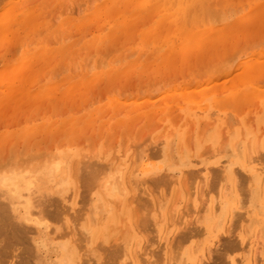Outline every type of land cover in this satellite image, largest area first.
I'll list each match as a JSON object with an SVG mask.
<instances>
[{
  "label": "rangeland",
  "instance_id": "1",
  "mask_svg": "<svg viewBox=\"0 0 264 264\" xmlns=\"http://www.w3.org/2000/svg\"><path fill=\"white\" fill-rule=\"evenodd\" d=\"M262 60L264 0H0L1 171L62 160L37 263L264 264Z\"/></svg>",
  "mask_w": 264,
  "mask_h": 264
},
{
  "label": "bare ground",
  "instance_id": "2",
  "mask_svg": "<svg viewBox=\"0 0 264 264\" xmlns=\"http://www.w3.org/2000/svg\"><path fill=\"white\" fill-rule=\"evenodd\" d=\"M185 3V2H184ZM175 4V3H174ZM81 5V4H80ZM195 7V6H194ZM189 8V7H188ZM187 8V9H188ZM211 8V7H210ZM79 10V9H78ZM208 10V9H207ZM212 11V10H211ZM4 12V11H3ZM214 12V11H213ZM209 14V12H208ZM213 14V13H212ZM210 13V15H212ZM210 17V16H209ZM212 17H214L212 15ZM208 18V17H207ZM211 18V17H210ZM209 18V20H210ZM217 20V19H216ZM215 20V21H216ZM17 21V20H16ZM54 21V20H53ZM214 21V20H213ZM14 22V21H13ZM19 22V20H18ZM212 22V21H211ZM21 23V21H20ZM215 23V22H214ZM16 26V25H15ZM17 27V26H16ZM20 28V27H19ZM2 32V31H1ZM96 38V37H95ZM104 39V38H102ZM191 40V39H190ZM158 49V48H157ZM90 57V56H89ZM106 57V56H104ZM177 57V56H176ZM12 58V57H11ZM88 58V57H87ZM92 59V58H90ZM116 60V59H114ZM264 61V60H262ZM103 63V62H102ZM86 64V63H85ZM89 64V63H88ZM26 66V65H25ZM9 67V66H8ZM7 68V67H6ZM13 68V67H11ZM4 70V69H3ZM19 72V71H18ZM6 75V74H5ZM52 78V77H51ZM3 79V78H2ZM1 81V80H0ZM107 82H109V80H107ZM106 83V82H105ZM6 85V84H5ZM71 91V90H70ZM18 92V91H17ZM17 95V94H16ZM3 99V98H2ZM5 100V99H4ZM16 101V99H15ZM5 104L7 102H4ZM79 104V103H78ZM77 106V105H76ZM213 114V113H212ZM226 119V118H225ZM212 123V122H211ZM192 128V127H191ZM51 129V128H50ZM37 132V131H36ZM33 134V133H32ZM192 136V135H191ZM24 138V137H23ZM143 139V138H142ZM31 140V139H30ZM35 142V141H34ZM188 144V143H187ZM34 145V144H33ZM170 145V143H169ZM37 146V145H36ZM247 148V147H246ZM38 149V148H37ZM127 149V147L125 148ZM144 149V148H143ZM27 150V149H26ZM107 150V149H106ZM25 151V150H24ZM36 151V150H34ZM33 153V152H32ZM37 152H35V157H32L30 159V161H36L37 164L40 165V162L42 161V164L38 167H33V170H29L27 167H24L23 165V170L22 168H19V169H16L14 170L12 173L10 172L9 175L7 173H3L1 170H5L6 169H3V168H0V264H38L37 263V260L39 257H40V249L42 246H45V242L43 240H40L39 239V233L42 229V225L44 228H47L46 230H48L50 227L53 226H48L47 222L45 220H48L50 219V221L52 222L53 218L55 219L56 217H58V213L61 211L60 208H58V201H56V196L53 194L54 190L51 189L52 187H49V181L52 182L53 178L56 174H58L59 172H61L60 170V166H61V163H62V160L60 159V157H52L51 159L49 158V160H46V156L42 159H39V155L37 156L36 154ZM1 154V153H0ZM4 154V153H3ZM48 154V153H47ZM46 154V155H47ZM53 154V153H52ZM52 154L50 156H52ZM93 154V153H91ZM25 155V153H24ZM34 156V154H33ZM42 156V154H41ZM44 156V155H43ZM90 156V155H89ZM261 156V155H260ZM85 157V156H84ZM83 157V158H84ZM18 158V157H17ZM83 158H82V161H83ZM19 159V158H18ZM87 159V158H86ZM135 159V158H134ZM249 159V158H248ZM260 159V158H259ZM15 160V159H13ZM22 160V158H21ZM250 160V159H249ZM29 161V162H30ZM88 161V159H87ZM132 162V161H131ZM34 163V164H36ZM82 163V162H81ZM92 163V162H90ZM98 163V162H97ZM97 163H94V165H96ZM31 163H29L30 165ZM37 164L35 166H37ZM79 164V163H77ZM87 163H85L86 165ZM103 164V163H101ZM135 164V163H134ZM28 165V167H30ZM83 165V166H85ZM92 165V164H91ZM88 167L89 169H84L83 167V170H86L83 172L82 169L79 168V170H81L83 173H81V171H79L80 173H77L78 174H82V178L81 176L78 177L80 178V180L82 179H85V180H88L89 182L92 181V183L95 181L93 177L94 176H99L100 175H96L95 173L99 174V171L103 169V166L100 167L98 165L96 166H92L91 167ZM16 166V165H15ZM75 166V165H73ZM79 166V165H77ZM89 166V165H88ZM62 167V166H61ZM76 167V166H75ZM96 167H99V169L95 170ZM261 167V166H260ZM73 168V167H72ZM82 168V167H81ZM87 168V166L85 167ZM90 168L91 171H90ZM134 168V166H133ZM75 169V168H74ZM73 169V172H75V170ZM13 170V169H11ZM60 170V171H59ZM99 170V171H98ZM4 171V172H5ZM62 171H63V168H62ZM76 171H78V167L76 169ZM95 171V173H94ZM97 171V172H96ZM134 171V170H132ZM131 171V173H132ZM102 172V171H101ZM121 171H116L111 180L108 181L105 183V187H107V192L105 193V195L108 197V199L110 198V200L108 201H111V202H114L116 203L118 206H119V202L121 203L122 201V198L125 196V192L124 191H121L120 189H122V185H121V181H120V173ZM197 172V171H196ZM201 172V171H200ZM76 173V172H75ZM86 173L90 174V178H84L85 176L84 175H87ZM93 175H92V174ZM61 174V173H60ZM65 174V173H64ZM215 174V173H214ZM131 175V174H130ZM133 175V174H132ZM132 175L130 177H132ZM72 176V175H71ZM76 176V175H75ZM84 176V177H83ZM163 176V175H162ZM190 176V175H189ZM198 176V175H197ZM76 177V178H77ZM105 177V176H104ZM129 177V179H130ZM165 177V176H164ZM196 177V176H195ZM236 177V176H235ZM154 178V177H153ZM152 178V179H153ZM158 178V177H157ZM156 178V179H157ZM161 179H163L162 177H160ZM94 181H93V180ZM98 179V178H97ZM96 179V180H97ZM154 179V180H156ZM126 180V179H125ZM144 180V179H143ZM165 180H166V177H165ZM169 180V178H168ZM79 182V179L77 180ZM129 184V180H126ZM209 181V180H208ZM83 182H87V181H84ZM97 183V181H95ZM132 182V181H131ZM191 182V181H190ZM141 183V182H140ZM84 184V183H83ZM94 184V183H93ZM98 184V183H97ZM131 184V183H130ZM186 184V183H185ZM79 185H82V181H81V184L79 183ZM95 185V184H94ZM200 185V183H199ZM52 186V185H51ZM101 186V184H100ZM134 186V185H133ZM137 186V185H136ZM162 186V185H161ZM184 186V185H183ZM83 187V185H82ZM132 187V186H131ZM135 187V186H134ZM201 187V186H200ZM215 187V186H214ZM247 187V186H246ZM103 188V186H102ZM103 188V189H104ZM143 188V187H141ZM165 188V187H164ZM167 188V187H166ZM228 188V187H227ZM82 189V188H81ZM144 189V188H143ZM248 189V188H247ZM246 189V190H247ZM133 190V188L131 189V191ZM168 190V189H167ZM134 191V190H133ZM132 191V192H133ZM165 191V190H164ZM80 192V191H79ZM100 193L103 194V197H104V192L103 191H100ZM138 192V191H137ZM140 192V191H139ZM200 193V192H199ZM81 195V194H80ZM140 195V194H139ZM224 195V194H223ZM123 196V197H122ZM134 196V198L132 197ZM132 198L135 199V193H132ZM137 196V194H136ZM215 196V195H214ZM56 197V198H55ZM107 197H105V201L107 200ZM140 197V196H138ZM243 197V196H242ZM132 198H128V199H131L132 201H134ZM249 198V197H248ZM104 199V198H103ZM121 199V200H120ZM137 199V198H136ZM135 199V200H136ZM176 199V198H175ZM208 199V198H207ZM146 200V199H145ZM61 201V200H60ZM130 201V202H132ZM150 201V200H149ZM129 202V201H128ZM241 202V200H240ZM57 203V205H56ZM61 203V202H60ZM135 203V202H134ZM137 203V202H136ZM141 203V202H140ZM149 203V202H148ZM125 204V203H124ZM138 204V203H137ZM62 206V204H60ZM116 205V206H117ZM140 206V204H138ZM136 206V205H135ZM139 206H137L139 208ZM90 207V206H89ZM129 207V206H128ZM141 207V206H140ZM246 207V206H245ZM119 208V207H118ZM143 208V207H141ZM247 209V207H246ZM59 210V212H58ZM119 210V209H118ZM148 210V209H147ZM237 210V208H236ZM146 211V210H144ZM245 211V210H244ZM132 212H135V211H132ZM83 213V212H82ZM145 213V212H144ZM232 213V212H231ZM61 214V213H59ZM76 214V213H75ZM78 214V213H77ZM137 214V213H136ZM148 214V213H147ZM233 214V213H232ZM135 215V214H134ZM133 215V216H134ZM231 215V214H230ZM68 216V215H67ZM76 216V215H75ZM143 216V215H142ZM201 216V215H200ZM232 216V215H231ZM235 216V215H234ZM132 217V216H130ZM137 217V216H136ZM135 217V218H136ZM242 217V216H241ZM60 218V216H59ZM58 218V219H59ZM75 218V217H74ZM73 218V219H74ZM116 218V217H115ZM231 218V217H230ZM57 219V218H56ZM55 219V221H56ZM63 219V218H62ZM71 219V218H70ZM89 219V218H88ZM91 220V218L89 219ZM88 220V221H89ZM131 220V218H130ZM150 218L148 219L146 216L145 217H138L135 221L137 224H139L140 226L144 227L146 224H149ZM54 221V220H53ZM58 221V220H57ZM60 221V219H59ZM74 221V220H73ZM133 221H134V218H133ZM70 222V221H69ZM91 222V221H89ZM190 222V221H189ZM246 222V221H245ZM53 223V222H52ZM74 223L76 224V222L74 221ZM92 223V222H91ZM131 223V222H130ZM135 223V222H134ZM135 223V224H136ZM187 223V222H186ZM193 223V222H192ZM191 223V224H192ZM79 224V223H78ZM94 224V223H93ZM93 224H91L93 226ZM101 224V223H100ZM126 224V223H125ZM145 224V225H144ZM232 224V223H231ZM73 224H71L72 226ZM198 225V224H197ZM230 225V224H229ZM115 226V225H114ZM108 226L109 228V231L110 229L114 230V228H116V226ZM137 226V225H136ZM185 226V225H184ZM56 226H54L53 228L49 229L48 232H50V236L51 234L53 233V235L55 234L54 232L57 230L55 228ZM73 227V226H72ZM120 227V226H119ZM198 227V226H197ZM197 227H195V229H197ZM235 227V226H234ZM75 228V227H74ZM185 228V227H184ZM229 228V227H228ZM240 228V227H239ZM183 229V228H182ZM186 229V228H185ZM190 229V228H189ZM69 230V229H68ZM111 230V231H112ZM120 230V229H119ZM187 230V229H186ZM183 231V232H180L178 233V237L180 238L179 241H181V239L183 240L185 237H186V234L185 232H193L191 230H187V231ZM203 230V229H202ZM244 230V229H243ZM72 231V230H71ZM78 231V230H77ZM182 231V230H181ZM129 232V231H128ZM37 233V236H35ZM69 233V232H68ZM76 233V231L74 232ZM73 233V234H74ZM121 233V232H120ZM77 234V233H76ZM81 234V233H79ZM197 234V233H196ZM52 235V236H53ZM72 235V234H71ZM123 235V234H122ZM191 235V234H189ZM188 235V236H189ZM77 237V236H76ZM177 237V238H178ZM192 237V235L190 236ZM57 238V237H56ZM62 238V237H61ZM73 238H75V234L73 236ZM101 238V237H100ZM200 238V237H199ZM85 239V238H84ZM121 239V238H120ZM189 239V238H188ZM115 240V239H114ZM128 240V239H127ZM175 240H176V236H175ZM178 240V239H177ZM72 241V240H71ZM80 241V240H79ZM116 241V244H110L112 245V247H110V249H108L109 251V258L110 259H113L115 258H112L113 256V253L118 255L117 252H126L125 249H126V243L122 241H119L118 239L115 240ZM119 241V242H117ZM185 241V240H184ZM74 242V241H73ZM102 242V241H101ZM188 242V241H187ZM186 242V243H187ZM197 242V240H196ZM98 243V242H97ZM101 244V243H100ZM197 245V244H196ZM200 245V244H199ZM163 246V245H162ZM184 246V245H183ZM178 247V246H176ZM230 247V246H229ZM45 248L47 249V247L45 246ZM112 248V249H111ZM207 248V247H206ZM231 248V247H230ZM62 251H60L61 253V258H60V261H59V264H75L76 261H72L73 257V251H72V248L71 246L69 245H63V247H61ZM100 249V248H99ZM114 249V251H113ZM232 249V248H231ZM256 249V248H255ZM97 250V249H96ZM94 250V251H96ZM167 250V249H166ZM178 250V249H177ZM180 250V249H179ZM99 250H97V253H98ZM104 251V249H103ZM102 251V252H103ZM138 251V250H137ZM145 251V250H144ZM101 252V253H102ZM83 253V252H82ZM100 253V251H99ZM106 253V252H105ZM167 253V251H166ZM104 254V253H103ZM102 254V255H103ZM111 254V255H110ZM123 255L125 253H122ZM98 255V254H97ZM138 255V254H137ZM142 254H140L141 256ZM127 256V254L125 255ZM129 256V255H128ZM133 256H135L133 254ZM41 258V257H40ZM103 258V257H102ZM106 258V257H105ZM104 258V259H105ZM125 258V257H124ZM139 258V257H138ZM175 258V257H174ZM178 256L176 257V260H177ZM76 259V257H75ZM107 259V258H106ZM119 259V258H118ZM117 259V260H118ZM134 259V258H133ZM173 259V258H172ZM83 261V260H82ZM89 261V260H88ZM104 261V260H103ZM108 261L107 263H109V259L106 260ZM105 261V262H106ZM104 262V263H105ZM176 262V261H175ZM101 263V262H100ZM98 263V264H100ZM150 263V262H148ZM87 264V263H86ZM115 264V263H114ZM121 264V263H120ZM142 264V263H141ZM205 264V263H204Z\"/></svg>",
  "mask_w": 264,
  "mask_h": 264
}]
</instances>
